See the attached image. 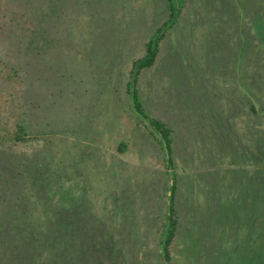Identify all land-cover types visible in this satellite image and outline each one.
Listing matches in <instances>:
<instances>
[{
	"label": "rangeland",
	"instance_id": "1",
	"mask_svg": "<svg viewBox=\"0 0 264 264\" xmlns=\"http://www.w3.org/2000/svg\"><path fill=\"white\" fill-rule=\"evenodd\" d=\"M0 264H264V0H0Z\"/></svg>",
	"mask_w": 264,
	"mask_h": 264
},
{
	"label": "trees",
	"instance_id": "2",
	"mask_svg": "<svg viewBox=\"0 0 264 264\" xmlns=\"http://www.w3.org/2000/svg\"><path fill=\"white\" fill-rule=\"evenodd\" d=\"M154 60V53H153V49L149 48V56L147 58H145L142 62L141 65L145 66V65H150L152 64Z\"/></svg>",
	"mask_w": 264,
	"mask_h": 264
}]
</instances>
